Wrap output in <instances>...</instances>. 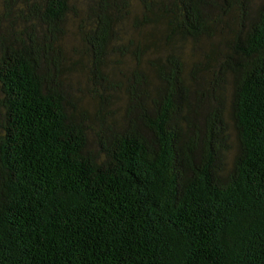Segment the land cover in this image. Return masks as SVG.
Masks as SVG:
<instances>
[{
    "label": "trees",
    "instance_id": "obj_1",
    "mask_svg": "<svg viewBox=\"0 0 264 264\" xmlns=\"http://www.w3.org/2000/svg\"><path fill=\"white\" fill-rule=\"evenodd\" d=\"M0 264H264V0H0Z\"/></svg>",
    "mask_w": 264,
    "mask_h": 264
},
{
    "label": "rangeland",
    "instance_id": "obj_2",
    "mask_svg": "<svg viewBox=\"0 0 264 264\" xmlns=\"http://www.w3.org/2000/svg\"><path fill=\"white\" fill-rule=\"evenodd\" d=\"M230 163H232V162H231V159H230Z\"/></svg>",
    "mask_w": 264,
    "mask_h": 264
}]
</instances>
